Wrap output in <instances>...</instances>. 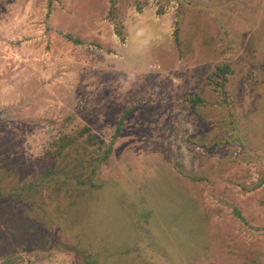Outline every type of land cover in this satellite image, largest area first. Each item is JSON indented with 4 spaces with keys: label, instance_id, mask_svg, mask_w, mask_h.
<instances>
[{
    "label": "rangeland",
    "instance_id": "1",
    "mask_svg": "<svg viewBox=\"0 0 264 264\" xmlns=\"http://www.w3.org/2000/svg\"><path fill=\"white\" fill-rule=\"evenodd\" d=\"M0 264H264V0H0Z\"/></svg>",
    "mask_w": 264,
    "mask_h": 264
},
{
    "label": "trees",
    "instance_id": "2",
    "mask_svg": "<svg viewBox=\"0 0 264 264\" xmlns=\"http://www.w3.org/2000/svg\"><path fill=\"white\" fill-rule=\"evenodd\" d=\"M66 37H68L69 39H71L73 42H76V43H81L82 41L78 40V39H75V38H72L70 35H65Z\"/></svg>",
    "mask_w": 264,
    "mask_h": 264
}]
</instances>
